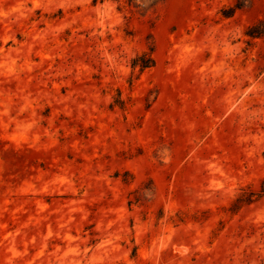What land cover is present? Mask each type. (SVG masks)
<instances>
[{
    "label": "rangeland",
    "instance_id": "rangeland-1",
    "mask_svg": "<svg viewBox=\"0 0 264 264\" xmlns=\"http://www.w3.org/2000/svg\"><path fill=\"white\" fill-rule=\"evenodd\" d=\"M0 264H264V0H0Z\"/></svg>",
    "mask_w": 264,
    "mask_h": 264
},
{
    "label": "trees",
    "instance_id": "trees-1",
    "mask_svg": "<svg viewBox=\"0 0 264 264\" xmlns=\"http://www.w3.org/2000/svg\"><path fill=\"white\" fill-rule=\"evenodd\" d=\"M116 1H119V0H116ZM129 2H131V0H128ZM150 64H152L153 63V59L151 58L150 59ZM147 67H151V65H145V66H143V68H147Z\"/></svg>",
    "mask_w": 264,
    "mask_h": 264
}]
</instances>
